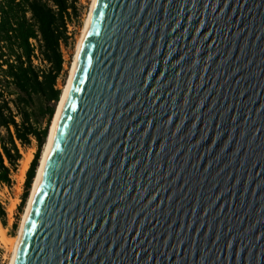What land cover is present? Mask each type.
I'll list each match as a JSON object with an SVG mask.
<instances>
[{
    "label": "water",
    "instance_id": "1",
    "mask_svg": "<svg viewBox=\"0 0 264 264\" xmlns=\"http://www.w3.org/2000/svg\"><path fill=\"white\" fill-rule=\"evenodd\" d=\"M15 264H264V0H98Z\"/></svg>",
    "mask_w": 264,
    "mask_h": 264
},
{
    "label": "trees",
    "instance_id": "2",
    "mask_svg": "<svg viewBox=\"0 0 264 264\" xmlns=\"http://www.w3.org/2000/svg\"><path fill=\"white\" fill-rule=\"evenodd\" d=\"M79 0H0V183L11 184L21 147L36 139L23 204L36 175L43 146L63 89V46L69 24L80 15ZM0 214L6 212L0 202Z\"/></svg>",
    "mask_w": 264,
    "mask_h": 264
},
{
    "label": "rangeland",
    "instance_id": "3",
    "mask_svg": "<svg viewBox=\"0 0 264 264\" xmlns=\"http://www.w3.org/2000/svg\"><path fill=\"white\" fill-rule=\"evenodd\" d=\"M91 4H92V0H79L78 5L80 10V15L74 18L73 22L70 23L71 37H70L69 45L64 47L63 49L65 53L66 61L64 63V70L58 79V86L62 89L68 81L70 67L72 65L73 58L75 55V50L78 43V36L80 35L81 29L85 23V19L90 12ZM45 144L43 146V150ZM37 149H38V145L36 139L32 140V144L30 146L21 147V152L23 156L22 159L19 161V165L17 169L12 172V183L11 184L0 183V202L3 205L6 212L5 223L3 222V219L0 214V228L5 229L7 235L15 236L19 232L21 221L23 219V215L26 210L28 199L31 194V190L33 186V182H32V186L28 194V197L25 203L23 204V195L26 191L25 182L27 178V171L30 168L31 162L35 157V153ZM43 150L41 152V156ZM28 157H31L29 161V165L25 172H21L20 169L22 166V161L26 160ZM11 208L12 211H10ZM9 256L10 254L8 253L7 248L5 247L4 243L0 240V264H8Z\"/></svg>",
    "mask_w": 264,
    "mask_h": 264
},
{
    "label": "bare ground",
    "instance_id": "4",
    "mask_svg": "<svg viewBox=\"0 0 264 264\" xmlns=\"http://www.w3.org/2000/svg\"><path fill=\"white\" fill-rule=\"evenodd\" d=\"M97 1L98 0H92L90 12H89L88 16L86 17L85 23L81 29V33L78 36V43H77V47L75 50V55L73 58L72 65L70 67L68 81L65 84V86L63 87V91H62L61 98H60V101H59V104L57 107V111L55 113V116L53 118L50 130H49L47 141H46V144H45V147H44V150H43L40 162H39V166L37 168V173H36L35 178L33 180V186H32V190H31V194L29 196L28 203L26 206V210L24 212L23 219L21 221L19 232L17 235L11 236V235H7L5 229L0 228V240L4 243L5 247L7 248L8 253L10 254L8 264H15L16 263L29 216L31 214V211L33 209V206H34L37 194H38V191H39L40 186H41L43 179H44V174L46 171L47 163H48V160H49V157H50V154H51L54 142H55V138L57 135V129L59 126L60 117L62 115L63 109L65 107V104L67 102V99L69 97V94L71 92V89H72V86H73V83H74V80L76 77L78 65L80 62L81 53H82V50L84 48L89 30H90V26L92 23V19H93V15L95 12L96 5H97ZM30 159H31V157H28L26 160L22 161V166L20 169L21 172L26 171V169L29 165ZM10 211H12V208L10 209Z\"/></svg>",
    "mask_w": 264,
    "mask_h": 264
},
{
    "label": "built area",
    "instance_id": "5",
    "mask_svg": "<svg viewBox=\"0 0 264 264\" xmlns=\"http://www.w3.org/2000/svg\"><path fill=\"white\" fill-rule=\"evenodd\" d=\"M70 28H71V24H69V34H71V30H70ZM63 49H64V46L62 47ZM63 52H64V50H63ZM64 58H65V53H64ZM66 61V60H65Z\"/></svg>",
    "mask_w": 264,
    "mask_h": 264
}]
</instances>
